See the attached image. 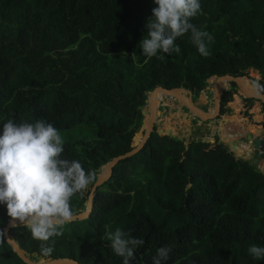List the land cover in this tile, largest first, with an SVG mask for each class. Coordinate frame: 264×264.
<instances>
[{"label":"trees","instance_id":"trees-1","mask_svg":"<svg viewBox=\"0 0 264 264\" xmlns=\"http://www.w3.org/2000/svg\"><path fill=\"white\" fill-rule=\"evenodd\" d=\"M200 4L191 22L212 35L208 55L185 34L174 42L178 52L147 58L139 44L153 0H0V122L42 118L60 134L94 128L93 139L64 143L65 158L96 174L83 195L72 197L75 215L87 210L109 162L133 149L155 88H184L197 98L213 78L259 70L264 94V0ZM235 94L225 92L222 114L231 113ZM10 220L0 206V264H26L6 241ZM118 227L145 241L132 264H152L163 246L171 248L166 264H264L247 252L253 243L264 245V173L218 140L186 144L156 129L97 190L87 219L67 223L47 242L33 239L22 224L10 235L34 261L121 264L101 239ZM42 243L52 248L49 254Z\"/></svg>","mask_w":264,"mask_h":264},{"label":"clouds","instance_id":"clouds-1","mask_svg":"<svg viewBox=\"0 0 264 264\" xmlns=\"http://www.w3.org/2000/svg\"><path fill=\"white\" fill-rule=\"evenodd\" d=\"M156 5L146 25V35L140 41L141 55L150 58L158 53L178 52L177 38L188 34L197 52L208 55L207 42L212 35L197 28L191 20L201 9L200 0H153ZM147 60H145V63ZM0 206L7 216L27 228L33 239L47 242L62 235L63 226L70 223L75 212L71 206L74 195H83L96 178L77 159L64 157V139L51 122L14 119L0 122ZM109 242L121 264H132L135 253L145 244L141 237L116 228L101 238ZM52 251L41 244L45 255ZM171 248L156 249L152 264H166ZM248 254L264 260V245L251 244Z\"/></svg>","mask_w":264,"mask_h":264},{"label":"water","instance_id":"water-1","mask_svg":"<svg viewBox=\"0 0 264 264\" xmlns=\"http://www.w3.org/2000/svg\"><path fill=\"white\" fill-rule=\"evenodd\" d=\"M223 79H228V82L224 86L220 84V81ZM243 79H245V77L243 76L237 77L233 75H225V76L216 78V83L214 86V108L213 110L209 109L208 111L203 110L200 105L195 103L193 92L187 89H184V88L166 89L161 86L155 88L147 97L146 109L143 111V114L146 116V119L144 120L143 129L141 131L142 132L141 141L136 145L133 144V149L131 151L123 155H120L118 157H115L111 160V162H109V164L102 171V173L99 175L96 182L91 188L87 210L83 213L75 215L72 221L84 220L90 216L94 208L95 194L97 190L101 186H103L112 177L114 173V168L122 161L135 156L147 145L149 139L151 138L152 134L156 130L157 119L161 115L159 111V107L161 105L162 100H159V98H157V94L159 91L164 93L165 97H169L171 101L174 100L175 102H177L180 107L187 109L194 118L199 119L201 122H207V121L216 120L221 115V112H222L221 102H222V98L224 95V91L229 90L232 83H235L236 86L239 88V90L242 91V87L240 86V81ZM213 80H215V78L211 79V81ZM179 93H182L183 95L187 94L188 99L178 97ZM242 94L247 99L257 100L264 104V94L258 88H257L256 95L248 94V93H245V94L242 93ZM200 96H202V93ZM172 126H175L178 136L172 130H167L165 132L158 131V133L160 135H167V136L178 137L179 139H182L184 137V134L180 129V125L173 124ZM258 132L261 133L262 129H259ZM135 137H134V140H135ZM237 139H238V135L235 136V140ZM247 140H249L251 144H253V151L255 152L253 156H252L251 150H247L245 148L239 147L235 141L231 142V136L229 137L228 144L230 145L233 152L239 153L241 155L248 157L249 158L248 160L252 162V165L255 166L258 171H261L262 173H264V166L261 167V164L259 161V158H261L264 154V138L257 139V138H254L252 135H249L247 136ZM203 141L207 142V140H203ZM221 142L225 143V140L223 139ZM19 224L21 223H19L18 221H13L11 219L8 225L3 229V231H4V235H5V238L8 244L13 248L14 252L19 256V258L23 260L26 264H80L78 261L74 259H70V258L43 260L44 261L43 263L40 261L32 260L25 253V251L21 248V246L10 235V231L12 227L17 226Z\"/></svg>","mask_w":264,"mask_h":264},{"label":"rangeland","instance_id":"rangeland-1","mask_svg":"<svg viewBox=\"0 0 264 264\" xmlns=\"http://www.w3.org/2000/svg\"><path fill=\"white\" fill-rule=\"evenodd\" d=\"M251 74L253 76H251ZM252 85L257 89L256 81L261 79V74L255 72L254 70L247 71V76H245ZM255 81V82H254ZM216 83V79L213 81H209L208 88L202 92V96L194 97V101L196 104L213 110L214 105L208 104L210 92L214 93V86ZM242 92L244 91L238 90L237 94L233 96L232 103L228 104L231 109V113L221 114L215 121H209L204 124L203 127L199 128L200 121L193 119L194 117L190 114H187L186 111L180 109V106L174 100L171 101L169 97H164L161 101V105L159 107V111L161 116L157 119V130L158 131H167L172 130L175 134H178L175 126L173 124H179L180 129L184 134V139L186 140V144H188L192 139H201L207 140V142H211L215 139L216 130L220 131V138L229 141L226 137L234 136L235 132L239 129V127H245L251 130V132H255L258 128H262L264 121V108L262 107V103L257 101L253 103V107H249V103L245 100ZM179 108V110H175ZM263 108V109H262ZM193 119V120H192ZM196 123V124H194ZM198 123V124H197ZM191 124V127H189ZM64 139V143L74 142L81 138L93 139L96 137L94 128L88 124H84L78 127L73 128L71 131H67L64 134H61ZM232 136V137H233ZM142 139V132H139L134 140V145L138 144ZM248 147V145L246 144ZM264 164V160L262 161ZM40 262H44L41 260Z\"/></svg>","mask_w":264,"mask_h":264},{"label":"flooded vegetation","instance_id":"flooded-vegetation-1","mask_svg":"<svg viewBox=\"0 0 264 264\" xmlns=\"http://www.w3.org/2000/svg\"><path fill=\"white\" fill-rule=\"evenodd\" d=\"M259 71V70H258ZM260 73V72H259ZM255 82V81H254ZM255 83H257V82H255ZM258 89H259V85H258V83H257V86H256ZM230 89H236L237 90V92H238V90H239V88L236 86V84L235 83H232L231 84V87H230ZM229 89V90H230ZM227 90H225L224 91V94H225V92H226ZM204 92V91H203ZM243 95V94H242ZM244 96V95H243ZM194 97H195V95H194ZM223 97H224V95H223ZM245 98V97H244ZM245 100L247 101V100H252V99H247V98H245ZM248 102V101H247ZM256 102V100H253V103H255ZM222 104H223V98H222V102H221ZM232 103V102H231ZM249 103V102H248ZM208 104H213L214 105V93H211L210 92V95H209V101H208ZM230 104V103H229ZM253 107V106H252ZM251 107V108H252ZM262 107L264 108V104L262 103ZM203 110H205V111H208L209 110V108L208 107H205V106H202L201 107ZM262 108V109H263ZM180 109L181 110H183V111H185V109H183V107H180ZM175 110H179V108H176ZM222 110H224V107H223V105H222ZM221 110V111H222ZM187 113V112H186ZM187 114H189V113H187ZM221 114H222V112H221ZM191 115V114H190ZM161 116V115H160ZM159 116V117H160ZM221 116V115H220ZM194 119V118H193ZM192 119V120H193ZM218 119V118H217ZM216 119V120H217ZM212 121H215V120H212ZM211 121V122H212ZM207 122H209V121H207ZM207 122H199L200 124L199 125H197L199 128H201V127H203L204 126V124H206ZM194 124H196V123H194ZM198 124V123H197ZM189 127H191V124H190V126ZM156 129H157V126H156ZM243 129V130H242ZM259 129H262V132L261 133H259L258 132V130ZM219 133H220V131H217L216 130V134H215V139L212 141V144L213 143H215L216 142V140H218L220 143H222L221 141L223 140L222 138H220V135H219ZM238 135V139L237 140H235V136H237ZM249 135H252L254 138H257V139H263L264 138V121H263V125H262V128H258L257 130H256V133L254 132H251V131H249V130H247V129H244V127H239V130H237V132H235V134H234V136L233 135H231V142L232 141H235L236 142V144L239 146V147H241V148H245V149H247V150H251V153H252V156L255 154V152L253 151V144H251V142L249 141V140H247V136H249ZM177 136H178V134H177ZM233 136V137H232ZM228 140H229V137L227 136L226 137ZM182 139H184V137L182 138ZM196 140H198L197 138H195ZM202 139V138H201ZM225 140V139H224ZM205 142V141H204ZM207 143H211V142H207ZM225 144H227L228 146H230L229 144H228V141H226L225 140ZM246 144L248 145V147L246 146ZM236 155L238 156V157H241V158H243V159H246V160H248L249 158L248 157H246V156H244V155H241V154H239V153H236ZM264 160V154H263V156L261 157V158H259V161H260V164H261V167H263L264 166V164H262V161ZM249 161V160H248ZM250 162V161H249ZM251 164H252V162H251Z\"/></svg>","mask_w":264,"mask_h":264},{"label":"bare ground","instance_id":"bare-ground-1","mask_svg":"<svg viewBox=\"0 0 264 264\" xmlns=\"http://www.w3.org/2000/svg\"><path fill=\"white\" fill-rule=\"evenodd\" d=\"M228 82V79H223L220 81V84H222L223 86ZM219 84V83H218ZM240 86L242 87V91H244L245 93H248V94H257V89L252 85V83L248 80V79H243L240 81ZM243 93V92H242ZM164 93L162 92H158L157 94V98H159V100H163L164 99ZM178 97L180 98H187L188 99V96L187 94H182V93H179L178 94Z\"/></svg>","mask_w":264,"mask_h":264},{"label":"crops","instance_id":"crops-1","mask_svg":"<svg viewBox=\"0 0 264 264\" xmlns=\"http://www.w3.org/2000/svg\"><path fill=\"white\" fill-rule=\"evenodd\" d=\"M244 129H247V128L244 127ZM238 130H239V129H238ZM242 130H243V129H242ZM247 130H249V129H247ZM250 131H251V130H250Z\"/></svg>","mask_w":264,"mask_h":264}]
</instances>
